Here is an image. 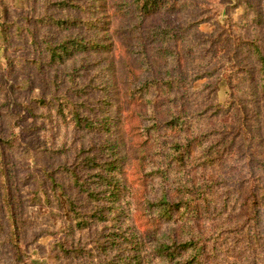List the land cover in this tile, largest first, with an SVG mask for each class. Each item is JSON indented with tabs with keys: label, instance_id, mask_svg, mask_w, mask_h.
<instances>
[{
	"label": "trees",
	"instance_id": "trees-1",
	"mask_svg": "<svg viewBox=\"0 0 264 264\" xmlns=\"http://www.w3.org/2000/svg\"><path fill=\"white\" fill-rule=\"evenodd\" d=\"M42 236L54 264H264V0H0V264Z\"/></svg>",
	"mask_w": 264,
	"mask_h": 264
},
{
	"label": "rangeland",
	"instance_id": "rangeland-1",
	"mask_svg": "<svg viewBox=\"0 0 264 264\" xmlns=\"http://www.w3.org/2000/svg\"><path fill=\"white\" fill-rule=\"evenodd\" d=\"M240 13V9H236L234 10V12L231 14L232 18H236L237 15ZM226 15L224 14V12H221L217 15V19L219 20V22L223 23L225 20ZM199 28L205 32H209L212 30L213 26L212 24H210L209 22H203L199 25ZM223 49V50H222ZM220 51H224V48L220 47ZM20 77L16 78V81L19 80ZM200 82H196L195 86H199ZM229 89L225 86L224 82L221 81L219 84V89L217 91V101L221 104L225 103L228 98H229ZM221 172L224 173L225 172V165H223ZM38 207H29L28 211L31 214L34 211H37ZM35 229V228H34ZM58 237H61L60 235H58ZM51 239L50 236H42L38 239V243L40 245V252L37 254L38 257L36 259V264H54L52 258L49 256V254L45 251V249H43V247H45L48 243V241ZM35 251V250H34ZM6 262L7 263H11V259L10 258H6Z\"/></svg>",
	"mask_w": 264,
	"mask_h": 264
}]
</instances>
